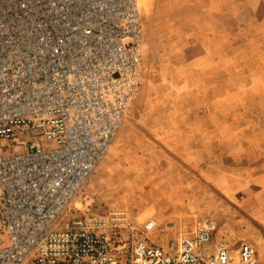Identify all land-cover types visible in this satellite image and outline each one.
I'll use <instances>...</instances> for the list:
<instances>
[{
	"label": "built area",
	"instance_id": "built-area-1",
	"mask_svg": "<svg viewBox=\"0 0 264 264\" xmlns=\"http://www.w3.org/2000/svg\"><path fill=\"white\" fill-rule=\"evenodd\" d=\"M145 81L138 0H0V264H259L211 218L163 246L154 220L68 214Z\"/></svg>",
	"mask_w": 264,
	"mask_h": 264
},
{
	"label": "rangeland",
	"instance_id": "rangeland-1",
	"mask_svg": "<svg viewBox=\"0 0 264 264\" xmlns=\"http://www.w3.org/2000/svg\"><path fill=\"white\" fill-rule=\"evenodd\" d=\"M138 1L146 81L68 214L154 220L163 246L211 218L264 264V0Z\"/></svg>",
	"mask_w": 264,
	"mask_h": 264
}]
</instances>
